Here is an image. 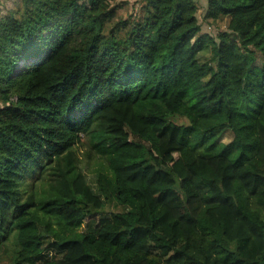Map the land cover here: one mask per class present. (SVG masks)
Here are the masks:
<instances>
[{
    "label": "trees",
    "instance_id": "1",
    "mask_svg": "<svg viewBox=\"0 0 264 264\" xmlns=\"http://www.w3.org/2000/svg\"><path fill=\"white\" fill-rule=\"evenodd\" d=\"M115 1L0 16V249L13 239L15 264H264V0H205V19H228L217 36L195 0L126 19Z\"/></svg>",
    "mask_w": 264,
    "mask_h": 264
},
{
    "label": "rangeland",
    "instance_id": "2",
    "mask_svg": "<svg viewBox=\"0 0 264 264\" xmlns=\"http://www.w3.org/2000/svg\"><path fill=\"white\" fill-rule=\"evenodd\" d=\"M143 0H116L115 3L119 4V8L116 11L115 19H126L132 18L140 11L141 3ZM197 4V12L196 17L200 24L201 31L205 33H209L213 36H217L220 32H224L227 30L228 19L221 18L217 21H211L204 18L205 13V0H195ZM19 0H0V16L6 14L8 11L16 8ZM211 56V53L208 51L203 52L201 55L202 60H207ZM180 123H185L186 120L184 118H178L176 120ZM218 142L226 143L232 138V133L230 130H223L218 134ZM75 156L78 160V167L81 173L85 176L86 184L89 185L91 190L95 194H100L98 189V175L97 172H92V169L97 167V164L94 160V165L92 168L89 153L87 150L86 143L83 142L78 148H75ZM114 210H120V208H114ZM106 211L108 209L106 208ZM46 241V240H45ZM16 251V246L11 239L6 242L0 249V264H15L14 255Z\"/></svg>",
    "mask_w": 264,
    "mask_h": 264
}]
</instances>
